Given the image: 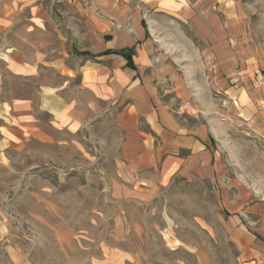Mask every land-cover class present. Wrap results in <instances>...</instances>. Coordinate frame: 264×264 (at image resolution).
Here are the masks:
<instances>
[{
  "label": "rangeland",
  "instance_id": "1",
  "mask_svg": "<svg viewBox=\"0 0 264 264\" xmlns=\"http://www.w3.org/2000/svg\"><path fill=\"white\" fill-rule=\"evenodd\" d=\"M105 3L107 21H143V78L213 156L164 177V155L137 153V132L117 119L124 104L108 101L113 61L100 65L105 116H51L50 89L63 99L54 108L94 102L77 87L96 63L50 0H0V264H239L229 216L264 211V0Z\"/></svg>",
  "mask_w": 264,
  "mask_h": 264
},
{
  "label": "crops",
  "instance_id": "2",
  "mask_svg": "<svg viewBox=\"0 0 264 264\" xmlns=\"http://www.w3.org/2000/svg\"><path fill=\"white\" fill-rule=\"evenodd\" d=\"M39 1V0H37ZM106 0H50L52 10L58 13L57 27L66 28L67 36L72 40L77 51L96 63V67L82 69L83 80L77 89L82 92L94 94V102L89 101L79 107L76 101L69 103L67 99L63 105L54 108V103L63 100L59 89H50L56 92L45 97L43 102H49V114L56 119L64 115L70 122L79 120L80 117H100L106 115L107 102L105 86L101 83L100 75H106V69L101 68V63L113 61L109 73L118 80L113 81L111 95L108 101L113 102V109H119L124 104L123 110L118 112L119 126L137 132L136 139L140 150L137 153L147 156H165L162 161L163 176H174L187 171L200 173L202 160H209L212 153L201 136L195 131L188 130L174 117L169 109L163 106L157 95V87L147 78L145 72L151 71L153 64L152 51L143 41L147 38V31L143 21H139L138 14L133 16L131 23L134 29L129 28L121 15L112 18L114 22L105 19ZM110 6V5H109ZM115 5L109 7L108 14L116 11ZM113 16V15H112ZM42 21H34V25L41 26ZM142 29H141V26ZM139 26V28H138ZM94 41V47L78 48L77 44ZM130 50L135 68L128 66L127 60L116 51ZM109 52V53H108ZM85 53L89 55H84ZM74 74L75 71H72ZM150 73V72H149ZM91 75H95L92 77ZM148 75V74H147ZM153 75V73L151 74ZM88 79V77H90ZM126 81L123 85L121 77ZM147 77V76H146ZM103 82V81H102ZM123 92H125L123 103ZM117 100V106H116ZM120 102V103H119ZM102 104V105H101ZM71 105V106H70ZM90 119V118H89ZM143 123L146 130L141 129ZM210 151V152H209ZM198 162L195 164L194 161ZM201 160V162L199 161ZM145 167L141 171H145ZM194 170V171H192ZM231 236L239 248V264H264V211L261 207L250 206L240 215H230ZM199 264H206L204 258L198 256Z\"/></svg>",
  "mask_w": 264,
  "mask_h": 264
},
{
  "label": "trees",
  "instance_id": "3",
  "mask_svg": "<svg viewBox=\"0 0 264 264\" xmlns=\"http://www.w3.org/2000/svg\"><path fill=\"white\" fill-rule=\"evenodd\" d=\"M115 53L123 56L127 60L128 66L130 68H133V69L135 68L134 63H133V58H132V52L130 50L116 51ZM84 55H89V54L85 53Z\"/></svg>",
  "mask_w": 264,
  "mask_h": 264
}]
</instances>
